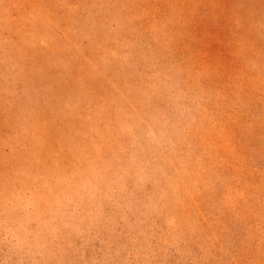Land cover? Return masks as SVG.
<instances>
[{"label": "rangeland", "instance_id": "obj_1", "mask_svg": "<svg viewBox=\"0 0 264 264\" xmlns=\"http://www.w3.org/2000/svg\"><path fill=\"white\" fill-rule=\"evenodd\" d=\"M0 264H264V0H0Z\"/></svg>", "mask_w": 264, "mask_h": 264}, {"label": "bare ground", "instance_id": "obj_2", "mask_svg": "<svg viewBox=\"0 0 264 264\" xmlns=\"http://www.w3.org/2000/svg\"><path fill=\"white\" fill-rule=\"evenodd\" d=\"M2 183V182H1Z\"/></svg>", "mask_w": 264, "mask_h": 264}]
</instances>
